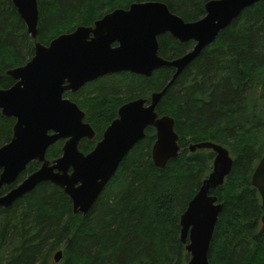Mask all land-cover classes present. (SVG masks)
<instances>
[{
  "label": "trees",
  "instance_id": "1",
  "mask_svg": "<svg viewBox=\"0 0 264 264\" xmlns=\"http://www.w3.org/2000/svg\"><path fill=\"white\" fill-rule=\"evenodd\" d=\"M144 1L164 2L185 21H196L205 15L208 0H37V40L48 45L80 25L91 26L106 11ZM31 40L12 1L0 0V88L14 84L5 75L8 69L33 57ZM158 41L165 59L182 56L193 45L170 34ZM173 74V69L161 68L151 77L109 75L65 97L86 113L85 121L100 138L121 104L161 91ZM122 93L128 96L120 105L110 102ZM157 111L174 118L181 147L176 159L164 169L154 166L151 148L156 133L149 127L87 215L74 214L70 198L50 182L41 183L10 208L0 207V264H58L53 256L59 250L64 259L60 264H184L180 216L211 172L214 157L210 150L190 152L188 147L205 141L226 147L233 158L223 186L211 191L223 209L208 262L264 264L261 197L251 184L264 155V137L258 132L264 120V0L246 8L184 69ZM14 122L0 111V147L10 141ZM62 144L61 140L51 146L46 158L60 157ZM92 145L85 140L80 151L86 153ZM39 166L31 162L13 186ZM8 190L4 187L2 193Z\"/></svg>",
  "mask_w": 264,
  "mask_h": 264
},
{
  "label": "water",
  "instance_id": "2",
  "mask_svg": "<svg viewBox=\"0 0 264 264\" xmlns=\"http://www.w3.org/2000/svg\"><path fill=\"white\" fill-rule=\"evenodd\" d=\"M11 1L35 43L29 61L5 72L14 84L0 88L1 114L15 119L10 141L0 147V207L10 208L41 183L50 182L70 198L72 212L82 215L91 211L122 161L145 138L147 128L156 132L151 149L156 168L164 169L179 156L181 147L174 118L160 116L158 104L168 87L215 42L219 33L246 8L260 2L208 0L204 4L205 15L196 21H185L164 2H134L127 9L116 8L93 25H80L44 45L37 40V0ZM165 34L180 43L193 42V46L182 56L165 59L159 54L158 41ZM161 68L174 70L166 86L151 93L149 99L137 98L121 105L117 118L93 150L82 153L80 141H94L97 135L85 122L86 113L64 94L75 93L111 74L129 72L151 77ZM61 140H65L61 156L48 160V149ZM188 148L190 152L210 150L214 157L211 172L180 216L179 238L190 256L185 264H209L208 251L223 209L211 191L223 186L233 168V158L226 147L211 141ZM33 161L39 163L38 169L13 186ZM251 184L261 197L264 224V155L253 171ZM4 187H9L6 193H2ZM53 258L58 263L63 251H57Z\"/></svg>",
  "mask_w": 264,
  "mask_h": 264
},
{
  "label": "rangeland",
  "instance_id": "3",
  "mask_svg": "<svg viewBox=\"0 0 264 264\" xmlns=\"http://www.w3.org/2000/svg\"><path fill=\"white\" fill-rule=\"evenodd\" d=\"M94 23V22H93ZM93 23H92V25H93ZM29 35V34H28ZM29 37L31 38V36L29 35ZM32 41V44H34L35 43V41L32 39L31 40ZM192 44H193V42H192ZM193 46V45H192ZM192 46H191V48H192ZM190 48V49H191ZM24 51V50H23ZM29 57V56H28ZM122 96V97H121ZM121 96L119 95V98H115V97H113L111 100H110V102H112V103H119V105H120V101H121V99L122 98H124V97H126V96H128V95H126V93H122L121 94ZM124 104V103H123ZM123 104H121V105H123ZM121 105L118 107V109L121 107ZM263 107V106H262ZM262 107H261V109H262ZM118 111V110H117ZM261 124V126H259V130H258V132H260L259 134L261 135V136H263L264 137V120L260 123ZM156 133V132H155ZM6 143V142H5ZM263 145H264V143H263ZM152 149V148H151ZM185 253H186V260L183 262L184 264L189 260V258H190V256H189V254L186 252V250H185ZM64 259L62 258L59 262H58V264H60L62 261H63Z\"/></svg>",
  "mask_w": 264,
  "mask_h": 264
},
{
  "label": "flooded vegetation",
  "instance_id": "4",
  "mask_svg": "<svg viewBox=\"0 0 264 264\" xmlns=\"http://www.w3.org/2000/svg\"><path fill=\"white\" fill-rule=\"evenodd\" d=\"M111 11H106V12H104L103 14H102V16L103 15H105V14H107V13H110ZM101 16V17H102ZM113 46H116V44H114ZM124 73H129V72H124ZM119 74V73H118ZM130 74H133V73H130ZM111 75H114V74H111ZM134 75H136V74H134ZM109 76V75H108ZM140 76V75H139ZM106 77V76H105ZM102 79V78H101ZM99 80V79H98ZM97 81V80H96ZM93 83V82H92ZM85 87V86H84ZM81 90V89H80ZM79 90V91H80ZM79 91H77V92H75V93H73V94H77ZM68 93H72V92H67V93H65V94H68ZM65 94H64V98H67V97H65ZM151 95V94H150ZM150 97V96H149ZM149 97L147 98V99H149ZM67 99H69V98H67ZM71 100V99H70ZM133 100H135V99H133ZM72 101V100H71ZM129 101H132V100H129ZM129 101H127V102H129ZM74 102V101H73ZM127 102H124V103H127ZM86 118V117H85ZM85 120V119H84ZM86 122V121H85ZM97 135V134H96ZM103 135V134H102ZM101 138H102V136L100 137V138H98V135L96 136V139L94 140V141H90V140H88L87 138H84V139H82L81 141H80V143H79V147H80V145H81V143L82 142H85V140H87V142H91L93 145H92V148L88 151V152H86V153H84V154H87V153H89L90 151H92L93 150V148L95 147V145L97 144V142H99L100 140H101ZM63 141V144H62V147H63V145H64V143H65V140H62ZM79 150H80V148H79ZM83 153V152H82ZM129 154V153H128Z\"/></svg>",
  "mask_w": 264,
  "mask_h": 264
}]
</instances>
